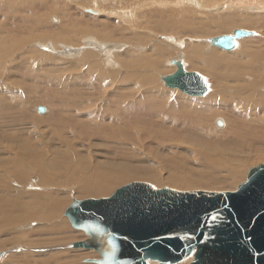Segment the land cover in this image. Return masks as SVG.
Instances as JSON below:
<instances>
[{
  "label": "rangeland",
  "instance_id": "1",
  "mask_svg": "<svg viewBox=\"0 0 264 264\" xmlns=\"http://www.w3.org/2000/svg\"><path fill=\"white\" fill-rule=\"evenodd\" d=\"M7 1L8 3L0 0V36L2 37H0V102H3L4 105L7 103L5 108L0 110V193L2 188L3 191L5 189L9 190V194L7 193L9 197L16 196L18 199L20 198L19 201L27 202L21 201L22 204L24 203L25 209L28 208L26 207L27 204L29 208L38 206V203L36 204L38 198L41 199L42 197L41 200L43 202V199L45 200L44 197L49 195V193L51 195L52 192V195L56 194H54V197H68V202L73 203L74 200H98L105 199L108 196L111 197L118 189L131 183H145L157 190L168 188L179 192L231 193L237 191L240 185L247 182L250 170L264 165V158L261 160V150H264V138H261L263 136L261 135V123L263 122L255 114L248 113V110L241 108L242 97L236 95V90L230 89L237 85L240 80L237 78V81L231 87L222 89L223 84L217 81L209 71H202L204 70L202 67L201 69L191 68L183 56L186 53V57H189L190 48L196 46L202 48L203 56H206L208 50L209 52L213 51L223 54H228V52L236 54L239 51H244V54L239 56V58L247 60L246 52H248L253 56L251 63L255 65L257 70H261V74H263L261 79L264 80V29L261 31L258 28L234 27V30H248L254 34L237 41V47L232 51L210 47L208 40L222 35H230L229 33L234 30L228 33L223 32L224 34L222 35L217 34L201 38L190 36L192 32L186 34V36H181L177 28L171 32L156 30V33L147 31V29L140 30L139 36L142 39H147L148 42L151 41V43L141 49L131 46L132 50H138L135 54L146 53L151 48L153 49L156 44L163 47L161 52L167 54V56L160 63L162 70L160 75L154 80L156 82V86L153 85L154 89L151 90L152 87L149 86L137 89L134 81H130L129 84L125 85V79H105V73H118L121 77H127V74L125 68L120 65L108 64L105 52L99 51L96 43H93L105 44V38L103 39L99 34L105 35L106 24L110 27L107 31L108 33L111 30H117L121 35H112L110 38H114H112L113 42L108 43L118 44L120 42L119 45H126L128 42L124 39L125 37L127 39L129 37L130 39L134 38V34H122L120 32V29L124 30L129 27L123 19L114 13L109 15L108 12H104L105 9H111V11L115 9L119 10L118 13H121L120 9L128 8L131 5L134 6L133 2L130 3L129 0H98L99 7L95 11L96 9L91 8L89 5L92 0H75L78 3L77 8H72V6L67 11L64 5L65 0H55L53 3L55 9L62 10V13H48L47 16L49 18L46 23H43L40 22V16L35 19L28 18L26 8L21 6V1L23 0ZM241 1L243 2L241 6L243 4L246 5V3L249 5L250 3L249 0H238L236 3ZM3 3H7L13 9L5 8L6 11H3L1 8ZM48 6L53 5L50 3ZM62 7L64 8L62 9ZM259 7V9L252 10L256 11V13L258 12V16H261V13L264 14V9L261 5ZM47 8L44 11H38L37 14L46 16ZM87 10H93L98 15L88 13ZM28 14L35 13L30 12ZM57 14L60 21L52 20L51 17ZM71 14L74 19H71L70 24L78 23L76 34H74L78 35V37L74 42H70L71 36H74L73 34L67 35L64 30L59 28L62 26L63 20H65L63 24L69 25L68 18ZM146 22L143 21L142 23L145 25ZM151 22H154L153 18ZM188 22L194 24L195 20L190 19ZM197 25L194 24V27L196 28ZM256 26L259 27V24ZM122 35L125 37H122ZM84 36L87 38L85 39ZM172 37L175 38L173 39ZM88 39L89 41L93 40L85 46ZM50 40H52L53 46ZM171 41L174 42L172 43ZM25 42L27 43L26 45ZM56 42L73 45V51H69L72 50L70 49L71 47L68 49L58 44L55 45ZM181 44L183 46L182 49ZM124 45L118 51L113 52H120V55L126 53L127 51L125 50L130 48V46ZM74 50L77 51L74 52ZM85 54L91 55L85 58V63L83 64L81 58ZM135 54L133 56L129 55L127 58L134 60L133 58L138 55ZM153 55H155L153 52L149 53V56ZM193 56L194 54L190 55V57ZM234 56H237V54ZM119 57L123 60L126 59ZM179 57H182V60L184 59L183 63L186 71L198 73L205 78L209 86V92L206 96L201 98L189 97L178 90L164 86L162 78L176 71L175 66L169 64V61H176ZM79 66L80 68H78ZM80 69L93 71L91 73L88 71V79L94 80L87 84L82 83L80 84L81 86L73 83L72 89L68 90L61 89L59 84L57 86L46 82L49 76L61 78L63 83L65 82L64 79H71L70 82H72V79L75 78L74 73L76 72L79 75L77 70ZM227 69V66L222 67L221 72H226ZM98 70L103 71H99L98 74ZM249 76L253 77L252 74L244 76L241 82L243 80L252 82V80H249ZM97 79H103V81H98ZM162 91L171 94L163 95L160 98L157 95L159 93L162 94ZM216 93H220L221 96L219 95V98H233L235 104L240 107L237 112L238 115L234 113L231 106L226 102L204 107L200 105L201 102L198 100H204L207 97L215 99ZM261 93L264 94V88ZM248 94L251 93L248 92ZM245 96L247 95L245 94L243 97ZM257 96L259 97V95ZM255 100H257L256 97L253 101ZM195 106L200 107L196 109ZM39 107L45 108L43 114L39 113ZM89 120L92 121V124L98 125V131L92 132L95 129V125L88 124ZM218 120L223 123L222 127L217 125ZM84 128L89 130L87 131ZM29 147H31V150L35 148L37 150L36 153L38 152L37 154H41V156L38 157V155L32 153L28 154L27 150ZM23 150L25 151L24 154L22 153ZM2 151L5 152L2 154ZM236 153L239 155L237 162L226 160ZM215 154L219 155L216 160L214 159ZM17 158H23L26 165L25 168H29L27 166L33 164L32 162L35 160L38 161V159L41 160L40 165L48 166L51 163V166L48 167L53 168L54 172L49 175L54 176L56 174L53 178L54 180L52 179V181L49 178L48 180L50 181H48L41 178L43 175L39 171L37 172L38 168L30 172L28 170V175L22 178L21 174L18 175L21 171L19 168V173L16 175L12 164L2 166L4 161L9 162ZM34 158L36 159L34 160ZM244 160L250 163L248 170L244 173H237L235 166L239 163H245ZM218 163L221 164L218 165ZM89 165L94 167L118 166L132 170L134 176L123 182V185L120 184L113 188L110 194H100L102 196H99V193L96 195L88 192L81 193L79 192V183H82L80 181L82 179L77 180L78 175H75L74 179L79 183L75 180V183L70 184L69 180L72 179H69V177L71 176L66 174L70 167L78 166L81 170H88L87 166ZM143 173H150L151 176L143 175ZM65 180L66 182H64ZM171 180L179 182H171ZM47 181L54 186L56 184V189L54 190L55 187L50 186ZM70 182L72 183V181ZM180 182L183 184H178ZM57 186H59L58 189ZM52 189L53 191L51 192ZM1 194L3 196L6 193ZM12 199L15 198L12 197ZM40 199L39 203H41ZM29 203H32L33 206L32 204L30 206ZM35 209L37 212L35 210L34 212L39 214L41 209L39 208V211L37 210L38 208ZM42 212L46 211L42 210L40 214ZM63 217L68 219L65 215ZM36 220L34 217L33 221L35 222ZM0 222V242L10 241L11 243L17 237L25 241L18 245H8L5 249L0 248V263L8 256L18 255L17 258H20L19 255L25 253H32L35 257L48 256L52 253H63L66 256L90 255L88 256L89 261L81 256L61 257L60 264L84 263L101 259L99 253L93 250L68 248L71 244L88 239L84 232L75 231L73 227L68 236H72L74 240L63 241L61 248L57 246H41L33 247L32 249L27 246V241L31 242L33 240L39 243L48 240V236H53V233L54 236L52 238L57 236L54 240L58 241L59 239L57 238L65 237V235L60 236L61 234H55V232L49 235L47 230L51 231L52 224H44L45 226H43L37 221L31 223L29 220L24 223H16V226L11 223L15 227L10 229L8 223V226H6L2 220ZM3 227L10 230H5ZM46 227L49 229L46 230ZM14 247L19 248L15 250ZM190 260H186L181 264H189ZM50 262L51 264H56L55 259L50 260ZM8 263L22 264L19 261Z\"/></svg>",
  "mask_w": 264,
  "mask_h": 264
},
{
  "label": "bare ground",
  "instance_id": "2",
  "mask_svg": "<svg viewBox=\"0 0 264 264\" xmlns=\"http://www.w3.org/2000/svg\"><path fill=\"white\" fill-rule=\"evenodd\" d=\"M4 1H6L8 3L7 0H4ZM11 1H13V0H11ZM62 1H64V0H62ZM67 1L66 0L64 1V5H65V8L67 9V11L69 9H71L72 6H73L72 8H77V6H78L77 5L78 3L76 2L77 0L76 1L75 0L68 1V2ZM249 1H250L249 5L245 2L246 5L243 4L241 6V4L243 2L241 1L239 3H236V2H238V0H129L130 3H132V2L134 3V6L131 5L128 8L120 9L122 11L121 13H118L119 10L114 9L111 11V9H105L104 12H108L109 15L114 13L116 16L123 19V21L127 25H129V27H127L124 30L120 29V32H122V34H128V33L134 34V38L130 39V37H129V39H127L125 36L122 35V37H125L124 39L128 42V43H126V45H124V44L119 45L120 42L118 44H110L111 42H113V40H112L113 37L110 38L112 35L113 36L114 35L115 36H121V35L119 34V32L117 30H111L108 33L107 31L110 29V27L107 26V24L105 25V35L98 33L103 39L105 38L104 40L106 42H105V44H99L97 42H93V43H96V45L99 48V51H101L102 53L105 52L104 54L106 57V62L108 64L120 65L121 67L125 68V72L127 74V77L126 76L121 77V75L118 73H116V74L105 73L106 78L104 77V75H103V77L105 79H125L124 80L125 85L129 84L130 81H134V83L136 82V88L137 89H140L144 86H149V87H152L151 90H153L154 89L153 85L156 86V82H154V80L158 77V75H160L161 70H162V66L160 65V63H161V61H163L165 59L167 54L162 53L161 51L163 50V47H161L160 45H156V44L153 46V49L150 47L151 50L146 51V53H142V54L137 53L138 55L135 54L136 51H138V50H132L133 48H131V46L135 47L136 49L137 48L141 49L142 47H146L148 44L151 43V41L148 42L147 39H142L139 36V34L141 32L140 30L147 29V31H152L153 33H156L157 32L156 30L163 31V32H171L177 28L179 35L186 36V34H190L192 32L190 34V36H193L194 38H201V37L210 36V35L213 36V35H217V34L222 35V34H224L223 32L228 33L230 31H233L234 27L258 28V30L262 31L264 29V14L261 13V16H258L259 15V14H257L258 12L256 13V11H253L252 9H259L260 8L259 5H261L262 8L264 9V0H249ZM21 2H22L21 6L26 8V14H27L29 19H35V18L40 16V22H43V23L44 22L46 23V20L49 18L47 16L48 13H50V14L51 13H59V14L62 13V10L59 11L60 9L59 10L55 9L54 4H53L55 2V0H23ZM65 2H66V4H65ZM7 3H3V6L1 7L3 11H6L5 8L13 9ZM11 3H13V2H11ZM40 3H42V4H40ZM50 3H52L53 6H48ZM92 3H93V5H92ZM92 3L89 4L91 8L96 9L99 7L98 0H92ZM137 3H139V4H137ZM19 5H20V3H19ZM37 5H38V7H37ZM227 6H229V7H227ZM46 8L48 9V12H46V14H45L46 16H44L43 14L42 15L37 14L38 11H44ZM58 8H59V6H58ZM63 8L64 7H62V9ZM238 8H240V9H238ZM234 9H235V11H234ZM237 10H239V11H237ZM95 11H97V9ZM95 11L91 10L92 13L94 12L95 14L98 15V13H96ZM30 12L35 13V14L29 15L28 13H30ZM58 17H59V15L57 14L56 16H52L51 19L52 20L56 19L57 21H60V19ZM73 17L74 16H72V14L69 16V18H68L69 25L63 24L65 22V20H63L62 26L59 27L60 29L64 30L65 34H67V35L76 34V29H77L78 23L70 24V22L72 21L71 19H74ZM65 18H66V16H65ZM152 18L154 19V22H151ZM190 19L195 20L194 24H198L196 28L194 27L193 23L188 22ZM52 20H50V21H52ZM143 21H147L145 25L142 23ZM37 22L39 23L38 20H37ZM257 24H259V27L256 26ZM234 31L232 33H229V34L233 35ZM227 33H225V34H227ZM7 34H9V33H7ZM222 36H224V35H222ZM77 37H78V35L71 36L70 42L76 41ZM88 37L94 38L92 36H88ZM86 38L87 37H85V39ZM103 39H101V40H103ZM212 39H214V38H212ZM212 39L210 38L208 40V44L210 47H213L211 45ZM3 40L5 41V39H3ZM6 40H8V39H6ZM92 40H90V41H89V39L86 40L87 44H85V46L88 45L90 42H92ZM50 41L52 43V40H50ZM179 41H181V40H179ZM200 41H201V39H200ZM8 42H10V41H8ZM60 42H56V44L55 43L54 44L55 45L58 44L61 47L68 48V49H69V47H71L70 49H72V50H69V51H73V48H72L73 45L70 46L68 43H60ZM108 42H110V43H108ZM3 43H5V42H3ZM26 44L27 43L25 42V45ZM123 45L124 46H130V48H127L125 50V51H127L126 53H122L120 55V52H113V51H118L119 48ZM175 45H177V44H175ZM8 46H10V45L8 44ZM52 46H53V43H52ZM181 46H182V44H181ZM31 47H33V46H31ZM182 48H183V46L181 47V49ZM83 49L85 50V48H83ZM143 49H145V48H143ZM77 50H74V52ZM148 50H149V48H148ZM78 52H79V50H78ZM150 52H153L155 55L149 56ZM71 53H73V52H71ZM231 53L232 52H228V54H223L220 52H213V51L209 52V50H208V53L206 54V56H203L202 48L200 46H196V47L190 48L189 57H186V53H184L183 56L191 68L201 69V67H202V68H204V70H202V71H205V72L209 71L217 81H219L220 83L223 84V86L221 87L222 89H224V87H229V86L231 87V85L237 81L236 80L237 78H238V80H240V81H238L237 85H235L234 87H232L230 89L236 90V93H237L236 95H240L242 97L241 108L248 110L249 111L248 113L255 114V116L259 120H261V122H263V123H261L262 124L261 125V129H262L261 135H263V136H261V138H264V94L261 93V91L264 88L263 87L264 86V80L261 79L263 74H261L262 73L261 70H257L255 68V65H253L251 63V59L253 58V56H251L248 52H246L247 53V58H246L247 60L239 58V56H242L244 54V51H239L238 53H236L237 56H234L236 54H231ZM74 54H76V53H74ZM115 54H117V55H115ZM134 54L137 55L136 58H133L134 60H129L127 58V56H129V55L133 56ZM192 54H194V56L190 57V55H192ZM68 55H73V54H68ZM90 55L89 54H85L84 56L82 55L81 60H82L83 64L85 63V58L89 57ZM118 55L121 57H124L126 59L123 60ZM112 57H114V58H112ZM182 57H179L178 60H176V61L181 60L183 62L184 59L182 60L181 59ZM261 59H263V58L261 57ZM171 61H169L170 62L169 64H172L173 61L172 62ZM72 65H74V64H72ZM98 65L100 66V64H98ZM225 66L228 67L227 71L221 72V68L225 67ZM102 67H104V66H102ZM78 68H80V66ZM94 70H96V69H94ZM59 71H61V70H59ZM88 71L90 73L93 72L91 70H85V71L81 70V69L77 70L79 75H77L75 72L74 73L75 78L72 79L73 80L72 82H70L71 79H66V80L64 79L65 82L63 83L61 78H55V77H50V76H49V79L46 80V82L48 84H53V85H57V86L59 84L61 86V89H63V90L64 89L65 90L72 89L73 83L81 86L80 84H82V83L87 84V83H90L92 80H94V79H88ZM99 71H103V70H98V74H99ZM250 74L253 75V77L249 76V78H250L249 80H252V82H247V80L246 81L243 80L241 82V79L244 76H248ZM84 77H86V79H84ZM126 79H128V80H126ZM142 79H144V80H142ZM145 79H150V80H145ZM97 80L103 81V79H97ZM73 87H75V86H73ZM261 87H263V88H261ZM256 90H260V91H256ZM162 92H163L162 94L159 93L157 96L161 98V97H163V95L171 94V93H166L164 91H162ZM248 92H250L251 94H248ZM245 94L247 96L243 97ZM215 95H216L215 99H213L211 97H207L204 100H198V101L201 102L200 105H202V107L210 106L213 104H218L220 102H226L228 105L231 106V109L234 111V113L236 115H238L237 112L240 110V107L237 104H235L233 98H228V99L227 98L226 99L219 98L218 96L220 95V93H216ZM257 95H259V97ZM255 97L257 98V100L253 101ZM5 105L3 104V102H0V110L5 108ZM199 107L195 106L196 109ZM62 108H64V107H62ZM259 120H257V121H259ZM89 121L90 122H88V124H90L92 126L95 125V124L91 123L92 122L91 120H89ZM218 121H220V120H218ZM222 124L223 123L221 122V125L219 127H222ZM84 129H86V128H84ZM95 129H93L92 132L99 130V127L97 124L95 125ZM33 149L34 150H31V147H29L27 150L28 154L32 153L34 155H38V157L41 156V154H37L38 152L36 153L37 150H35V148H33ZM256 150H258V149H256ZM4 152L5 151H2V154ZM24 152L25 151L23 150L22 153L24 154ZM218 156H219L218 154H215L214 159L216 160L218 158ZM38 157H36V158H38ZM36 158H34V160ZM263 158H264V150H261V160ZM226 160H233V161L237 162L239 160V155H238V153H236L235 155L229 157ZM40 162H41L40 159H38V161L35 160L34 162H32L33 164H30L29 166H27L29 168H25L26 165H25L23 158H17V159H13L12 161H9V162L4 161L2 166L12 164L14 166V169H15L14 171H15L16 175H17V173H19V169L21 170L18 175L21 174V176H23L22 178H24L26 175H28V173H27L28 170L30 172L33 170H37V168H38L37 172L39 171V173L44 176V177L42 176L41 178H43L44 180H48L50 178L52 180L56 174H54V176L49 175L50 173L54 172L53 168L51 169L50 167H48V166H51L50 165L51 163L48 164V166H47V165H40ZM244 162L245 163H242V164L239 163L238 165L235 166V171L237 173H244L248 170V168H249L248 166H250V163L247 160H244ZM17 163H18V165H17ZM46 164H47V162H46ZM220 164L221 163H218V165H220ZM90 167H94V166H92V165L87 166L88 170L87 169L81 170L78 166L70 167L68 169V173L66 174L67 176L68 175L71 177L74 176L73 178L69 177V179H72V180H69L70 184L75 183L76 179H74V178L77 175H78L77 180L82 179V180H80V181H82V183H79L76 180L77 183H79V188H80L79 192H81V193H87L88 192L89 194L93 193L95 195L97 193H99L98 194L99 196H102L100 194H103V195L104 194L105 195L110 194L113 191V188L117 187L118 185L122 184L123 182H125L126 180H128L129 178L134 176V172L132 170L121 168L118 166L105 165V166H96L94 168H90ZM37 172H35V173H37ZM55 172H56V170H55ZM89 172H92V173H89ZM143 175H148L149 177L151 176L150 173H143ZM29 176H31V175H29ZM40 180H42V179H40ZM66 180L64 182H66ZM48 181H50V180H48ZM70 181H72V183ZM171 182H179V181L171 180ZM181 182H183V181H181ZM181 182L178 184H183ZM42 184L44 185V183H42ZM53 184H55V183H53ZM62 184H64V183L62 182ZM156 184H155V186H156ZM49 185L51 186L52 184L49 183ZM159 185H162V184H159ZM55 186H56V184H55ZM55 186L52 185V187H55ZM49 187H48V189H49ZM58 187L59 186H57V189H58ZM173 188H175V187H173ZM55 189H56V187L54 188V190ZM52 191H53V189L51 190V192ZM4 192L6 194H3V196H2L1 193H4ZM1 193H0L1 194V196H0V218H1L0 221L2 220V222L5 223L6 226H8V224H9L10 229L15 227L16 223H24V222L29 221V220L32 223V222H34L33 220L35 217V220L37 219L36 221L39 222L40 225L42 224L43 226H45L44 224H46V225L52 224L53 227L48 226V227H52L51 231L47 230L49 228L46 227V230H47V232H49V235L52 234L53 232H55V234H61L60 236L65 235V237L57 238V239H59L58 241L54 240L57 237L56 235H55L56 236L55 238H52L54 236V233H53V236L52 235L48 236V240H45V241H42L39 243L36 241H33V240L31 242L27 241L26 244L29 248L33 249V247H41V246H43V247H45V246H51V247L57 246L58 248H61L60 246L62 245L63 241L74 240L72 236H70V237L68 236L69 233H71V231L73 230V228H72L69 220L63 217V215H65L67 209L72 204V202H70V201L68 202V200H67L68 197H63V198L58 197L57 198V197H54L56 195L55 193H54L55 195L54 194L52 195V193H53L52 192L51 195L49 193V195L44 197L45 200L43 199V202H42L41 196H43V195H41L40 196L41 199L38 198V202L33 201V202H36V204L38 203V206H35L34 208L33 207L29 208V205L27 204L28 205L27 206L25 204L26 207H28L25 209L24 203H27V202H24L21 200L22 202H24L22 204V202L19 201L20 198L18 199V197L12 196L13 198H15V199H12L11 196L9 197V195H8L9 190L5 189V191H3V188H2ZM95 195H93V196H95ZM109 197L110 196H108L107 198H109ZM32 198H35V197H32ZM36 198H37V196H36ZM39 199L41 200V203H39ZM29 204L31 206L32 203H29ZM32 206H33V204H32ZM35 208H38L37 209L38 211L40 208L41 209L40 213L42 210H44L46 212H42V214H40V213L37 214L34 212V210L36 211ZM17 213H19V214L17 215ZM34 213L37 217L34 215ZM11 223H14L15 226H12ZM4 229L7 230L9 228L5 227ZM41 229L43 230V228H41ZM46 230H43V231H46ZM72 234H74V232H72ZM77 239H79V238H77ZM4 242L5 243L0 242V248H2V249H5L6 246H8V245H15V244L18 245L20 243H24L25 241L22 240V238L17 237L15 240L11 241V243H10V241H7V242L4 241ZM18 248H15V250H17ZM42 249H45V248H42ZM19 256H20V258H17L18 255L17 256L16 255L8 256L4 260H2V262L0 264H9L8 262H11V261H13V262L19 261L22 264H24V263L51 264L50 260H52V259H55L56 264H60L61 257L62 258H69V257L81 256V257H84L85 259H87V261H89L88 256H90V255L84 254V255H78V256H73V255L66 256L63 253L62 254L61 253H59V254H55V253L53 254L52 253L51 255H48V256L35 257L32 253H25V254H21ZM190 259L193 260V257H190ZM191 260L189 262H191ZM74 264H95V263H93V261H90V262H84V263L83 262H77ZM151 264H155V263H151Z\"/></svg>",
  "mask_w": 264,
  "mask_h": 264
},
{
  "label": "water",
  "instance_id": "3",
  "mask_svg": "<svg viewBox=\"0 0 264 264\" xmlns=\"http://www.w3.org/2000/svg\"><path fill=\"white\" fill-rule=\"evenodd\" d=\"M253 34L235 30L211 45L232 51L238 40ZM172 65L176 71L162 78L166 88L194 98L207 95L203 76L186 71L181 60ZM65 216L88 238L68 248L99 253L95 264H181L190 257L189 264H264V165L250 170L235 192H179L131 183L106 199L74 200Z\"/></svg>",
  "mask_w": 264,
  "mask_h": 264
}]
</instances>
